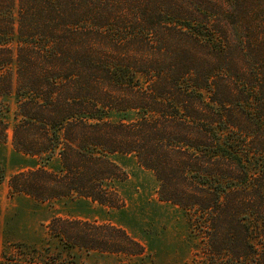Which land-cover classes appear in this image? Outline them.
I'll list each match as a JSON object with an SVG mask.
<instances>
[{"label": "trees", "instance_id": "16d2710c", "mask_svg": "<svg viewBox=\"0 0 264 264\" xmlns=\"http://www.w3.org/2000/svg\"><path fill=\"white\" fill-rule=\"evenodd\" d=\"M184 2L0 0V144L1 100L13 97L12 146L33 161L10 193L121 207L128 173L114 157L133 155L187 217L181 264H264V0H231L222 14L211 3L179 23ZM50 231L71 247L146 255L112 223L53 219Z\"/></svg>", "mask_w": 264, "mask_h": 264}, {"label": "rangeland", "instance_id": "374dc122", "mask_svg": "<svg viewBox=\"0 0 264 264\" xmlns=\"http://www.w3.org/2000/svg\"><path fill=\"white\" fill-rule=\"evenodd\" d=\"M182 1L185 9L180 12L179 23H185L190 14L202 15L203 8L211 3L218 7L211 11L222 14L231 0ZM1 101L2 117L9 123V138L0 144L5 177L0 183V264H181L191 257L193 247L187 217L175 206L159 200L157 179L133 155L114 157L128 173L127 180L118 185L124 200L121 207L77 196L38 202L25 194H11L10 177L33 166V161L12 146V129L17 122L15 99ZM56 165L54 160L51 166ZM53 219L112 223L139 240L146 255L138 259L71 247L51 233Z\"/></svg>", "mask_w": 264, "mask_h": 264}]
</instances>
